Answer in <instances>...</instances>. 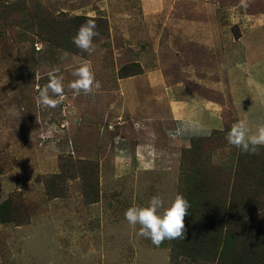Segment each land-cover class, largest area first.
Returning <instances> with one entry per match:
<instances>
[{
	"label": "rangeland",
	"instance_id": "1",
	"mask_svg": "<svg viewBox=\"0 0 264 264\" xmlns=\"http://www.w3.org/2000/svg\"><path fill=\"white\" fill-rule=\"evenodd\" d=\"M37 2L54 15L101 17L106 34L93 41L91 54L52 49L33 35L38 61L26 80L20 70L31 42L15 39V28H2L0 202L10 198L15 215L0 223V264H216L177 251L174 240L153 245L125 218L127 208L146 205L154 195L165 207L177 193L193 198L184 182L193 178L191 160L202 173L194 177L210 183L211 200H225V214L233 198L239 205L253 202L247 217L232 220L237 243L227 256L237 255L244 234L253 244L257 232H264V183L248 181L245 189L240 179H264V147L246 153L241 177L240 149L226 136L238 121L235 114L245 112L243 62L247 46L264 43V0ZM85 61L101 88L74 95L71 73ZM129 64L140 72L119 78L117 69ZM55 69L64 77V97L55 108L43 107L37 88ZM166 93L215 99L222 105L223 130L200 143L195 140L204 136L180 137L169 119ZM50 130L51 137L43 138ZM191 141L199 144L197 156L183 152ZM84 160L95 163V178L61 170L65 162ZM256 247L249 251L255 260Z\"/></svg>",
	"mask_w": 264,
	"mask_h": 264
},
{
	"label": "trees",
	"instance_id": "2",
	"mask_svg": "<svg viewBox=\"0 0 264 264\" xmlns=\"http://www.w3.org/2000/svg\"><path fill=\"white\" fill-rule=\"evenodd\" d=\"M88 17L89 16L86 15H54L42 9L37 0H14L10 2L0 0V42L5 40L6 36L2 28L6 27L16 29L14 34L15 39L31 42V55L25 60L20 70L23 79L29 80L34 76L38 61L37 55H35L37 51L34 50L32 45L33 35L45 41L46 46L49 48H61L73 53H82L73 43V37L77 34L80 25L85 23ZM95 22L96 30L100 35L94 37L93 41L106 34L105 20L101 17H95ZM134 67H136L134 64L120 66L117 69L118 77L124 78L138 74L140 69ZM206 139V137L198 138L195 141H205ZM198 142L194 143L191 141L188 147L183 148V152H189L190 156H197V152H200ZM184 154L185 153H183V155ZM245 156L246 153L240 150L237 171L242 174L241 177H244V174L247 172L245 168ZM90 161L91 160H84L72 165L66 164L65 162V165H61V170L67 171L69 175H79L81 178H95L96 166L95 163ZM193 162L194 161L191 160L190 166L193 178L185 179L184 182L185 188L187 189L186 191L189 190V194H193V198L189 195L186 199L189 201L190 205L196 206V209L191 212V208H189L190 212L188 211V215L185 216V237L174 239L175 249L177 251H185L192 258L201 257L208 261L215 260L216 264H264V232L260 234V231L257 232L253 244L247 241L245 234L242 235L239 240V244L242 248L238 250L237 255H233L230 258L227 256L229 255L227 253L230 252L232 242H236V239H234L235 234L233 233L234 229L231 227L232 220L236 218L244 219L247 217L245 215V209L247 204H253V202L245 203L246 201L243 200L241 201V205H239L233 198L229 200L228 209L230 213L225 214V200L221 197H215L217 202L215 199L211 200L208 194L211 185L206 178L194 177V175L201 176L202 173ZM58 175L60 174H56L54 177L61 178V176ZM240 180L242 188L245 189L250 187V182H252L253 185V182L258 184L264 183L263 178H241ZM88 184V181H86L85 186ZM245 189L244 191H249ZM193 191L196 192L194 193ZM92 192H95V190H92ZM201 192H205L203 193V197L198 195ZM234 206L236 207L235 209ZM14 215L15 206L11 199L6 198L2 200L0 202V223L10 221ZM251 245H253V247L257 246V249L255 248L258 252L256 256L257 260H255V257L254 259L249 257ZM217 246H220V252ZM223 255L226 256V259Z\"/></svg>",
	"mask_w": 264,
	"mask_h": 264
},
{
	"label": "clouds",
	"instance_id": "3",
	"mask_svg": "<svg viewBox=\"0 0 264 264\" xmlns=\"http://www.w3.org/2000/svg\"><path fill=\"white\" fill-rule=\"evenodd\" d=\"M100 33L96 30L94 16H89L85 23L81 24L77 34L73 37V43L81 51L91 54L95 50L93 38ZM75 77L68 85L74 95L84 93L91 94L99 91L101 82L96 80L91 62L85 61L72 71ZM64 77L59 74V69L48 73V83L38 87L37 103L43 107L55 108L64 97ZM202 127L191 124L186 125L185 130H193ZM210 134V130H207ZM50 130L43 138L51 137ZM226 140L229 145L249 154H258V148L264 147V123L259 124L253 132L248 124L247 117L241 118L232 124L227 133ZM190 208L189 201L183 194L177 193L174 199L165 207L160 195H154L146 205L133 204L125 211V218L133 228L139 225L138 236L150 239L155 246L161 245L165 240H174L185 237V216Z\"/></svg>",
	"mask_w": 264,
	"mask_h": 264
},
{
	"label": "crops",
	"instance_id": "4",
	"mask_svg": "<svg viewBox=\"0 0 264 264\" xmlns=\"http://www.w3.org/2000/svg\"><path fill=\"white\" fill-rule=\"evenodd\" d=\"M256 43L260 44V42ZM243 64L245 65L243 82L245 112L243 115L237 113L235 117L238 120L247 117L250 129L255 132L257 126L264 123V43L247 46ZM141 81L143 82L144 79ZM149 85L152 87L155 84L152 82ZM166 95L169 119L175 127H178V133L182 135L180 137H207L214 131L223 130L225 123L223 122L222 105L215 99L200 96V98H191L188 95L175 98L173 93L171 95L166 93ZM195 108L196 110H194ZM189 122L202 127L205 131H201L199 128L185 130ZM207 130H210V134Z\"/></svg>",
	"mask_w": 264,
	"mask_h": 264
}]
</instances>
